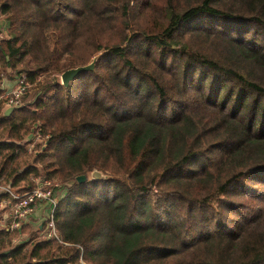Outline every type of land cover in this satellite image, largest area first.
Masks as SVG:
<instances>
[{
    "label": "trees",
    "instance_id": "obj_1",
    "mask_svg": "<svg viewBox=\"0 0 264 264\" xmlns=\"http://www.w3.org/2000/svg\"><path fill=\"white\" fill-rule=\"evenodd\" d=\"M0 12V83H26L9 114L0 86V184L72 181L53 212L61 241L40 236L43 211L35 233L31 215L11 228L0 190V264H264V0ZM96 54L67 86L55 76ZM94 168L111 177L76 180Z\"/></svg>",
    "mask_w": 264,
    "mask_h": 264
},
{
    "label": "built area",
    "instance_id": "obj_2",
    "mask_svg": "<svg viewBox=\"0 0 264 264\" xmlns=\"http://www.w3.org/2000/svg\"><path fill=\"white\" fill-rule=\"evenodd\" d=\"M26 90V83L24 77H18L16 85L10 90V93L5 95V106H20L23 103L22 96ZM35 139L44 140L48 137L46 134L44 137L40 132H36L33 136ZM59 184L50 179L41 180L36 186L29 188L21 194H18L13 188L8 185L0 184V190L6 191L14 199L10 204V216L12 217L9 226L11 228L17 227L20 221L28 218L38 203H45L43 209V219L46 221L45 228L41 232V237L49 238L56 237L60 241V236L55 226L53 218V212L57 205L58 194L56 192Z\"/></svg>",
    "mask_w": 264,
    "mask_h": 264
},
{
    "label": "rangeland",
    "instance_id": "obj_3",
    "mask_svg": "<svg viewBox=\"0 0 264 264\" xmlns=\"http://www.w3.org/2000/svg\"><path fill=\"white\" fill-rule=\"evenodd\" d=\"M7 26H8V22H7V20H6V18L4 17V13H2V12H0V30H2V34H4V35H2V34H0V36H8L9 35V33H7L6 31H7ZM8 34V35H7ZM99 54H96L95 56H98ZM95 56H93L92 57V59L95 57ZM91 59V60H92ZM90 60V61H91ZM89 61V62H90ZM88 63V62H87ZM60 73L61 72H58V73H56L55 74V76L57 77V79H59V81L61 82V79H60ZM4 79H16V82H15V84L13 85V87L16 85V83H17V79L18 78H9L8 76H5L4 77ZM12 87V88H13ZM6 93H10V91H7ZM6 93L4 94V96L6 95ZM31 93V94H30ZM27 96H26V99H25V101L27 102V101H30L31 99H32V91L30 92ZM3 105H4V103H3ZM5 106V105H4ZM6 107V106H5ZM9 107V106H8ZM31 138H32V141L28 144V152L30 153L31 152V154H33V148H34V146H35V144L36 143H39V142H42V141H45L46 139H44V140H39V139H35V137H33V136H31ZM95 169H97V168H95ZM93 170V169H92ZM91 170V171H92ZM97 170H100V169H97ZM91 171L90 172H88L87 173V175H86V178H87V176L89 177V178H91V179H94L92 176H91ZM101 172H102V174H104L105 175V178H102V179H106V178H109V177H111L108 173H106V172H103L102 170H100ZM102 179H99V180H102ZM55 182H57L58 184H59V187H57V189H56V192H57V194H58V197H60L62 194H63V192L70 186V184L72 183V181H65V182H62L60 179H57V178H55V179H53ZM86 180V179H85ZM84 180V181H85ZM4 184V183H3ZM242 201L243 202H250V200H249V198L248 197H244L243 199H242ZM38 221L39 220H37V221H35L34 223H31V226H32V228H33V230H34V233H35V231H37L38 230V228H37V225H38ZM41 226V225H40ZM28 235L27 234H21V237H23V238H25V237H27ZM41 236V235H40ZM37 238H39V237H37ZM80 262H81V260H80ZM83 263V262H82Z\"/></svg>",
    "mask_w": 264,
    "mask_h": 264
},
{
    "label": "water",
    "instance_id": "obj_4",
    "mask_svg": "<svg viewBox=\"0 0 264 264\" xmlns=\"http://www.w3.org/2000/svg\"><path fill=\"white\" fill-rule=\"evenodd\" d=\"M96 59H97V56H95L90 62H88L86 64H81V65L70 67V68H67V69L63 70L60 73L61 83L64 86H67L69 84V81L72 80L79 73H81L83 71H87V70L93 69ZM13 108H14L13 106L6 107L5 110H4V114H9V112L11 110H13ZM91 176L94 179L105 178V175L102 174V172L100 170H97L95 168L91 171ZM85 179H86V175L85 174H79V175L76 176V180L78 182H82Z\"/></svg>",
    "mask_w": 264,
    "mask_h": 264
},
{
    "label": "crops",
    "instance_id": "obj_5",
    "mask_svg": "<svg viewBox=\"0 0 264 264\" xmlns=\"http://www.w3.org/2000/svg\"><path fill=\"white\" fill-rule=\"evenodd\" d=\"M15 82H16V79H3L2 82L0 83V86H1V88L5 89V93H6L7 91H10L12 89ZM44 205H45V203H42V202L38 203L37 208H35V210L31 214L30 219H32V223H34L37 220H40V218L43 214L42 211L44 209Z\"/></svg>",
    "mask_w": 264,
    "mask_h": 264
}]
</instances>
